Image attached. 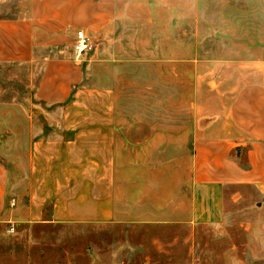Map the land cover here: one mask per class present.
<instances>
[{
	"label": "rangeland",
	"instance_id": "374dc122",
	"mask_svg": "<svg viewBox=\"0 0 264 264\" xmlns=\"http://www.w3.org/2000/svg\"><path fill=\"white\" fill-rule=\"evenodd\" d=\"M29 1L0 0V19L21 16ZM121 6L118 49L110 51L108 67L98 66L111 82L103 78L99 84L115 88L114 117L126 150L150 143L156 159L139 168L133 156L121 157L130 212L120 221H29L20 205L26 190L20 165L30 123L46 119L32 101L37 74L0 63V162L10 172L0 264H264V200L254 187H223L215 219L193 218L179 203L163 208L170 189L186 186L193 198L192 141L198 130L235 133L230 102L264 73V0H121ZM139 188L145 194L141 213H156L153 220L132 210ZM45 213L47 218L51 210Z\"/></svg>",
	"mask_w": 264,
	"mask_h": 264
},
{
	"label": "crops",
	"instance_id": "0c3cea01",
	"mask_svg": "<svg viewBox=\"0 0 264 264\" xmlns=\"http://www.w3.org/2000/svg\"><path fill=\"white\" fill-rule=\"evenodd\" d=\"M123 12L121 0H30L21 16L0 19V63L27 66L37 74L32 101L46 119L30 123L31 140L20 165L26 185L20 205L31 222L122 220L130 209L120 180L121 157L133 156L139 168L156 159L150 143L126 150L127 139H120L114 117L115 88L99 84L103 78L111 82L98 66L108 67L110 51L118 49ZM78 29L97 40L93 56L76 57ZM258 74L259 80L236 91L230 102L235 133L203 127L192 141L193 198L186 186L170 189L164 193V209L179 203L181 209L190 208L193 218L215 219L227 185L252 186L264 200V73ZM165 151L172 154V148ZM148 185L153 186L151 178ZM9 186L10 172L0 162V219L6 215ZM144 196L136 190L132 210L153 220L156 213H141ZM46 209L51 210L47 218Z\"/></svg>",
	"mask_w": 264,
	"mask_h": 264
},
{
	"label": "built area",
	"instance_id": "2783aa9c",
	"mask_svg": "<svg viewBox=\"0 0 264 264\" xmlns=\"http://www.w3.org/2000/svg\"><path fill=\"white\" fill-rule=\"evenodd\" d=\"M97 49V40L84 29H78L75 35L73 51L76 57L91 56Z\"/></svg>",
	"mask_w": 264,
	"mask_h": 264
}]
</instances>
